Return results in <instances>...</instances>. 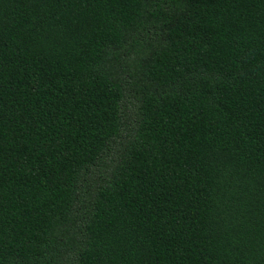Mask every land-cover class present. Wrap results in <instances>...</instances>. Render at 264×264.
I'll return each instance as SVG.
<instances>
[{
	"label": "trees",
	"instance_id": "obj_1",
	"mask_svg": "<svg viewBox=\"0 0 264 264\" xmlns=\"http://www.w3.org/2000/svg\"><path fill=\"white\" fill-rule=\"evenodd\" d=\"M0 264H264V0H0Z\"/></svg>",
	"mask_w": 264,
	"mask_h": 264
}]
</instances>
